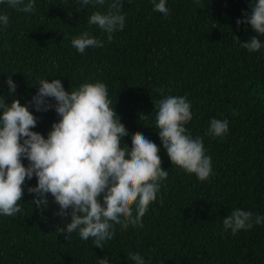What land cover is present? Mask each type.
I'll return each instance as SVG.
<instances>
[{"label":"trees","instance_id":"obj_1","mask_svg":"<svg viewBox=\"0 0 264 264\" xmlns=\"http://www.w3.org/2000/svg\"><path fill=\"white\" fill-rule=\"evenodd\" d=\"M110 2L77 10L80 0H35L32 13L0 3V14L9 15L8 26L0 24V97L27 105L38 118L32 131L47 138L60 117L55 109L37 112L29 103L38 91L35 84L60 79L70 92L102 82L129 132L121 146L130 149L132 134H143L160 149L168 177L159 181L143 227L114 225L103 249L78 232L60 235L56 229L70 216L54 215L60 209L51 194L47 208L32 205L28 188L37 179H26L18 202L22 212L0 214V264H99L106 256L109 264H135L129 252H138L145 264H264V222L236 234L223 227L237 208L264 216V46L257 52L241 47L253 36L264 44V35L236 23L245 19L243 13L251 14L253 0H166L167 16L153 10L159 0H121L125 25L108 41L87 17L107 12ZM85 31L104 46L79 53L71 41ZM9 76L17 86L14 95ZM169 95L191 105L192 119L184 126L193 138H202L211 157L205 181L172 165L163 148L154 103ZM141 113L147 116L143 121ZM213 118L228 121L222 137L208 134ZM22 163L27 167V159Z\"/></svg>","mask_w":264,"mask_h":264},{"label":"clouds","instance_id":"obj_2","mask_svg":"<svg viewBox=\"0 0 264 264\" xmlns=\"http://www.w3.org/2000/svg\"><path fill=\"white\" fill-rule=\"evenodd\" d=\"M6 2L25 13L34 12L36 7L35 0ZM89 4L104 6L105 0H80L77 10ZM250 7L251 14L243 13L245 19H238L237 26L251 25L262 36L264 0H253ZM122 8L121 0H111L107 12H93L87 17V23L98 26L111 41L113 33L124 28ZM153 10L167 16L166 0L154 3ZM0 24L8 26L7 13L0 14ZM71 43L81 54L89 47L104 46L102 40L88 31L73 37ZM262 46L255 36L241 42V47L249 52H257ZM7 84L9 95H14L17 86L11 76ZM35 85L38 91L29 103L37 112L55 109L60 119L52 124L45 138L32 131L38 118L27 105L16 98L9 103L6 97H0V214L14 216L22 212L18 203L24 195L22 186L26 179L35 176L36 186L28 188V193L34 194L30 203L45 209L49 203L47 196L51 194L60 209L54 215L71 218L64 227L56 229L65 238L78 232L81 239L87 241L92 237L93 245L103 249L104 242L113 238L114 225L123 230L130 225L143 227L141 218L157 198L159 181L168 177V171L161 167L158 146L139 132L132 134L130 149L127 144L121 146L129 132L114 106H110L108 89L102 82L84 83L70 92L65 91L60 79L51 82L40 79ZM158 91L163 94L164 90ZM154 105L155 128L172 165L194 173L200 181L207 180L212 172L211 157L205 155L202 138H193L184 126L192 119L190 103L185 97L169 95ZM146 117L140 114L142 121ZM228 128L227 120L213 118L208 134L222 137ZM22 158L27 159V167ZM262 222L264 216L237 208L223 219V227L236 234ZM128 259L145 264L138 252H129ZM99 264H109L108 257L101 258Z\"/></svg>","mask_w":264,"mask_h":264}]
</instances>
